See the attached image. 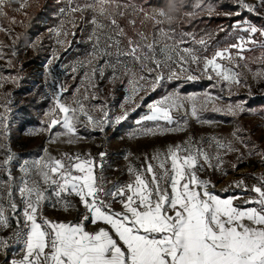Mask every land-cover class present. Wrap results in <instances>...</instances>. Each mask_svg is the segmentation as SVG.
Listing matches in <instances>:
<instances>
[{
  "label": "snow or ice",
  "instance_id": "1",
  "mask_svg": "<svg viewBox=\"0 0 264 264\" xmlns=\"http://www.w3.org/2000/svg\"><path fill=\"white\" fill-rule=\"evenodd\" d=\"M234 2L248 12L264 8V0H257L255 4L246 0ZM109 3L110 0H94L93 3L69 5L67 25L62 21L58 36L74 35L69 26L76 27L77 13L87 10L94 13L90 21L93 25L90 58L79 62V67L90 68L92 90L86 87L85 94L71 103L62 100L67 88L61 86L53 93L54 106L50 112L54 118L42 122L49 133L60 126L64 131L56 135L66 136L67 143L72 144L78 138V124L100 132L109 126H119L144 102L140 93L148 91L145 85L155 91L165 79L193 81L203 76L215 81L213 88H220L222 92L227 89L230 95H238L235 89L241 87L251 92L247 79L237 69L242 61L247 60L245 52L255 47L264 48V41L255 38L257 33L264 37V28L237 20L233 27L246 36L235 37V42L217 47L210 56L201 55L202 51H207L209 41L197 40L191 33L182 34L177 39L174 30L159 27L151 39L143 31L135 33L134 38L121 27L118 17L123 18L126 13L143 15L144 20H152L154 25L165 22L171 25L180 14L177 13L175 18L169 14L171 3L167 5V11L163 8L148 10L132 3L115 4V10L109 11ZM13 4L17 7L12 10L17 12L29 6L28 0H0V17L6 16L5 9ZM178 7H183V0H179ZM194 8L206 11L209 16L218 14L202 0ZM61 13L65 14L63 9ZM196 14L193 11L183 15L192 17ZM224 15L240 16V12ZM128 23L135 27L136 20L129 19ZM0 30L12 32L2 26ZM17 39L18 36L13 38V44ZM189 41L200 47L185 46ZM64 43V40H57L58 45ZM3 47L0 43V59H3ZM33 47H36L35 43ZM12 54L15 55V51ZM58 59L54 51L47 61L49 69ZM127 61L139 65V72L129 67ZM120 67L124 68L123 74L128 77L129 85L120 113H113L106 102L86 104V101L99 99L95 91L97 86L91 83L97 74L103 78L105 69L111 68L110 82H114L119 78L117 71ZM77 70L76 66L72 67L73 73ZM18 79L0 77V88L4 82L17 83ZM253 79L257 83L264 82V67L257 69ZM76 91L79 93L80 89ZM220 99L209 92L202 98L171 92L148 104L149 114L141 120L163 121L166 125L176 126L165 127L158 123L155 129H142L141 134L184 131L188 117L211 123L201 119V113L207 110L233 117L246 111L245 102L218 106L216 101ZM198 100L201 103L198 104ZM10 103L9 100L0 105L4 110L0 112V123L6 121L5 113L11 111ZM181 117L183 123H180ZM3 129L6 134V123H3ZM38 131L30 130L29 135ZM231 136L233 139L212 136L207 140L189 136L180 143L145 153L138 166L129 162L126 170L130 179L126 183L106 181L103 175L104 151L99 152L98 157L90 152H65L56 156L45 148V155L39 159L31 163L25 160L20 164L23 175L16 185L20 203L14 198L16 178L11 170L15 156L7 148V154L0 159V169L7 174L6 179H0V231L11 228L13 218L17 229L10 236H0V250L7 252L12 242L23 243L21 258L12 259L10 264H264V176L251 186L243 178L229 186L255 194L245 199L241 195L222 198L210 191L215 185L202 175L217 171L226 175L225 157L229 153H236L237 160L243 159L245 153L236 145L248 148L250 141L241 129ZM248 154L259 155L264 162V151L255 152L248 148ZM132 155L129 153L125 158ZM134 158L140 160V157ZM237 201H243V205ZM49 202L53 210L75 211L79 218L67 222L49 219L44 215V207ZM117 204L119 210L114 207ZM88 224L94 227L89 230Z\"/></svg>",
  "mask_w": 264,
  "mask_h": 264
},
{
  "label": "rangeland",
  "instance_id": "2",
  "mask_svg": "<svg viewBox=\"0 0 264 264\" xmlns=\"http://www.w3.org/2000/svg\"><path fill=\"white\" fill-rule=\"evenodd\" d=\"M94 0H68L67 3H62L56 11H54L50 18H46L42 21L41 29L35 33H31L26 30V16L27 8L36 4L35 0H28V5L23 11L17 12L12 9L17 7L13 4L10 8H6V16L0 17V26L5 29H11V34L0 30V43L4 45L3 59H0V77H17L18 82L13 83L11 80L3 83V87L0 88V105L6 104L9 100L11 103L8 105L11 111L5 113L7 116V132L5 134L3 129V123H0V159H3L7 154L6 149L10 148L15 156V159L11 163V170L13 176L16 178L14 181L15 195L14 198L19 202L18 188L20 177L23 173L20 172V164L25 160L29 163L39 159L40 156L45 155L44 149L47 148L52 155H60L61 153H91L93 156L98 157V153L104 151L106 156L103 161V175L108 182L126 183L130 177L127 173V166L131 161L134 165H139L145 153H152L157 149H164L169 144L180 143L186 140L189 136L195 137L199 140L201 137L207 140L208 138L215 136L218 138L233 139L231 134L237 129L243 130V135L248 138V148H253L255 152L264 151V103L258 105H248L247 97H264V82L257 83L253 79V74L257 69L264 67V48L255 47L251 51L245 52L247 57L246 61L241 62V66L237 69L247 79L248 84L251 86V92L246 88L235 89L238 95H230L227 89L223 92L220 88H213L214 80L210 81L209 85L200 88L198 90H192L188 92H182L180 86L186 79L180 80H167L161 82L160 86L165 82L177 81V85L172 88H167L165 85L162 89V93L152 99H148L154 92L146 84L147 92H142L140 95L144 96V102L135 112H132L129 118L121 123L119 126H109L105 128L104 132L93 130L91 127H85L78 124V138L72 144L67 143L66 136H57V133H62L64 129L57 126L49 133L45 125L42 122L49 121L50 118H54L50 109L54 106L52 94L60 89L61 86L67 88V92L62 94V100L66 103H71L73 99L82 97L85 93V88H90L89 77H91L90 68L79 67V62L86 61L90 57L88 54L92 51L93 40H90V36L93 32V25L90 23L94 13L91 10H87L83 13H77L75 16L76 27L71 28L69 31L74 35H68L67 37L58 36L57 32L61 28L62 21L67 25L68 16L67 10L69 5L75 6L77 4L83 5L85 3H93ZM234 2V0H233ZM250 4L257 3V0H246ZM235 3V2H234ZM115 4H125L121 1H110L108 4L109 11H113ZM64 10L65 14L61 13ZM247 11V10H246ZM207 13L206 11H204ZM227 13L229 11H215V13ZM257 15L264 17V8H257ZM120 17H118L119 19ZM125 18L128 19H144L143 15H130L126 13ZM13 19L15 23H13ZM103 19V18H100ZM244 24L251 23L247 19L241 20ZM257 28H261L254 23ZM159 27H163L165 30L172 29L176 33V38L185 32L175 30L171 25L165 22L155 28L154 32ZM52 30V31H50ZM191 33V32H188ZM197 40L204 38L209 41L206 52H201V55H211L217 47H225L229 43L235 42V37L239 35H247L235 29H232L222 38L218 39L215 43L211 42L209 35H196ZM153 35V34H152ZM152 35L149 37L151 39ZM19 37L13 44V38ZM255 38L258 41H264V37H261L259 33ZM64 40L63 45H58L57 40ZM185 39H188L185 36ZM36 47H33V44ZM103 43V40H102ZM124 44L127 41L124 40ZM199 48V45H193L189 41L188 45ZM15 51V55H13ZM56 52L59 56L58 60H55L49 69L47 61L51 58L53 52ZM129 67H134L139 72V65H133L131 61H127ZM100 64L103 65V59L100 60ZM247 64V67L244 65ZM77 67V72H72V67ZM251 69V71H249ZM87 73V76H86ZM124 68L120 67L117 71L119 77L114 82H110L113 75L111 68H106L103 78H100L97 74L95 80L91 83L96 84L95 91L99 99L86 101V104L99 105L106 102L109 109L115 114L120 113V105L124 102L125 96L128 95L127 89L128 77L124 76ZM197 75H200L197 73ZM75 77V78H73ZM208 80L206 77L201 76ZM199 78V79H201ZM199 79L193 80L195 82ZM159 87V86H158ZM77 88L80 92L77 93ZM179 91L182 96L195 95L197 97H203L206 92L211 93L213 96L221 97L216 101L218 106L226 105L230 102L241 101L245 102L246 111L236 117L226 115L223 112H214L207 110L201 113V119L204 121H210L211 123H201L194 118L188 117V126L184 131L168 132L157 135H142V129H155L159 123L165 127H174V125H166L165 122L160 121H147L141 120V117L149 114L148 104L159 100L163 96L168 95L171 92ZM10 94V95H9ZM148 99V100H147ZM197 103H201L198 100ZM134 105H129L132 107ZM3 108H0V112H3ZM48 113V115H45ZM135 113H138L136 118H131ZM183 117L180 118V123H183ZM29 120V121H27ZM137 121H141L139 124ZM39 130L36 134L29 135L30 130ZM54 141V142H53ZM236 147L241 148L245 153L243 159L237 160L236 153H229L226 157V166L224 171L212 172L202 174L206 178H210L215 185L210 191L221 196L222 198L241 195L245 199L255 195L251 192H242L240 189L229 187L234 181H238L243 178L249 186L258 183L259 177L264 176V162H262L259 155H249L248 148H243L237 144ZM129 153H132V157L126 159ZM134 157H140V160H136ZM99 163V160H97ZM237 164L238 167L233 168L232 165ZM100 170L97 169L99 175ZM7 174L0 169V179H6ZM111 186L110 184L108 185ZM228 189L224 191V189ZM239 204H243V201H237ZM22 207V206H21ZM119 210V205H114ZM19 211V209H18ZM15 219H12L11 228L0 231V236H10L13 229L16 228ZM22 255V251L19 254H15L12 259L19 258ZM4 255L0 250V264ZM7 258V257H5ZM10 259L6 264H10Z\"/></svg>",
  "mask_w": 264,
  "mask_h": 264
},
{
  "label": "trees",
  "instance_id": "3",
  "mask_svg": "<svg viewBox=\"0 0 264 264\" xmlns=\"http://www.w3.org/2000/svg\"><path fill=\"white\" fill-rule=\"evenodd\" d=\"M36 4L27 8L26 16V30L35 33L43 27L42 21L46 18H50L52 13L57 10V8L62 3H67L68 0H35ZM110 1H121L125 3H132L138 6H143L145 9L159 10L163 8L165 11L168 10L167 5L172 2V0H110ZM179 2V0H178ZM201 0H183V7L180 8V14L178 15L177 21L171 24V26L180 32H193L196 35H209L211 37V42L215 43L218 39L224 37L231 29L233 24L237 20L247 19L251 23L264 28V17L257 15L252 12H248L240 8L233 0H202L203 4L207 7H212L215 11L226 10L229 12H240V16H226L224 13L213 14L211 16L202 10L195 9L194 5ZM195 11L197 14L188 17L183 15L184 13H189ZM121 27H123L128 34L135 38V33L143 31L149 37L153 34L155 28L159 25H154L152 20L135 19V27L128 23V18H119ZM143 21V23H141ZM223 28L224 31H220ZM126 41V40H125ZM210 81L201 78L195 82L185 81L180 90L182 92H188L192 90H198L209 85ZM164 85L167 88H172L177 85V81L165 82L161 86L157 87L156 90L149 96V100L153 97L158 96L162 93ZM147 99V100H148ZM246 101L248 105H258L264 103V97H247ZM138 113H135L131 118H136ZM29 121V120H27Z\"/></svg>",
  "mask_w": 264,
  "mask_h": 264
},
{
  "label": "crops",
  "instance_id": "4",
  "mask_svg": "<svg viewBox=\"0 0 264 264\" xmlns=\"http://www.w3.org/2000/svg\"><path fill=\"white\" fill-rule=\"evenodd\" d=\"M18 203H20V200H19ZM241 205H243V204H241ZM44 215L47 216L49 219L65 221V222H67V221H76L79 218L78 213L75 212V211L63 212V211H55V210H53L51 202H49V203H47L45 205V207H44ZM87 227H88L89 230H91L94 226L91 225V224H88ZM21 256L19 258H15V259L18 260V259L21 258Z\"/></svg>",
  "mask_w": 264,
  "mask_h": 264
},
{
  "label": "built area",
  "instance_id": "5",
  "mask_svg": "<svg viewBox=\"0 0 264 264\" xmlns=\"http://www.w3.org/2000/svg\"><path fill=\"white\" fill-rule=\"evenodd\" d=\"M17 229V226L16 228H14L13 230H16ZM23 249V243L22 242H12L10 244V247L7 249V252L3 251L2 250V253L4 255L3 259L1 260V264H6L7 261H9L10 259L13 258V256L17 253H21ZM7 257V258H5Z\"/></svg>",
  "mask_w": 264,
  "mask_h": 264
},
{
  "label": "clouds",
  "instance_id": "6",
  "mask_svg": "<svg viewBox=\"0 0 264 264\" xmlns=\"http://www.w3.org/2000/svg\"><path fill=\"white\" fill-rule=\"evenodd\" d=\"M180 12V8L178 7V0H172L170 4L169 14L174 18L177 16V13Z\"/></svg>",
  "mask_w": 264,
  "mask_h": 264
}]
</instances>
